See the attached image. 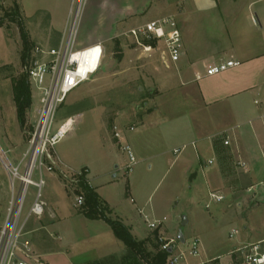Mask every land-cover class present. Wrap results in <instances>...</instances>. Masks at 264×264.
Masks as SVG:
<instances>
[{
    "label": "rangeland",
    "instance_id": "374dc122",
    "mask_svg": "<svg viewBox=\"0 0 264 264\" xmlns=\"http://www.w3.org/2000/svg\"><path fill=\"white\" fill-rule=\"evenodd\" d=\"M113 1L120 4L122 8L128 5L132 9L139 8L138 12H142L137 16L141 23L139 25H144L152 18H156V15H152L154 8L157 9L163 2H166V0H105V2ZM14 2L15 0H0V20L4 22L0 26V145L8 152V157L14 164L21 165V172H24L30 161L31 141L40 120L44 97V91L38 89L27 76L26 68L30 66L28 63L35 59H44V61L52 59L46 58L47 56L42 53L37 54L36 48L44 51L52 48L44 44H35L29 52V57L27 56L25 60L21 59L23 46L17 21L22 18L26 29L28 25L31 29H35L38 35L43 32L40 27L41 23L38 22L39 17L25 20L21 9L15 6ZM30 2L35 3V0ZM86 3L87 0H71L70 20L77 23L81 17L83 18L81 12L85 11ZM140 4H151V6L140 7ZM77 12H80L79 16ZM157 15L158 18L166 17L161 12ZM40 19L46 18L41 17ZM80 28L79 23L77 41L88 34V31ZM69 34V32L66 33L64 43L56 49L65 50ZM131 35L132 33L128 32L125 36L129 38ZM54 37L55 35L50 36L48 43L45 44L50 46L55 44ZM139 41L141 43L155 42L156 39L139 34ZM141 43L135 42L134 45L141 46ZM127 44L134 46L130 42ZM75 49L79 48L76 46ZM122 51L115 39L111 38L108 46L104 47V57L95 73L107 72V74L100 80H92L94 78L92 76H96L92 75L91 80L81 83L69 92L53 111L50 140L62 124L70 118L73 119L71 130L59 138L57 143L47 142V149L52 157L57 160L58 153L67 165L66 167H70L68 171L62 167L63 173H59L67 190L64 186L48 182L49 173L44 172L46 184L42 192L43 199L47 202L45 211L41 217L34 215L28 219L21 240H26L31 244L32 236H34L31 230L36 228L37 238L48 239L47 245L50 243V245L57 246V244L69 243L70 254H74V257L79 255L89 257L96 253V264L126 263V260L119 258L121 254L115 248L119 239L111 226L104 219L88 218L82 212L81 206L74 205L76 196L82 195L77 189H80V173L84 169H79L90 165L92 170L105 175L101 194L107 198L111 207V211L107 213L109 217L118 219L127 226H133L138 238L150 230L141 217L138 207H142L152 221L164 222L163 226L151 230L148 236L150 250L156 251L155 244L161 245L172 239L175 242L172 244L173 247L178 251L187 252L193 238L205 236L209 245L216 243L214 251L219 256H204L202 248L199 257L188 255L184 264H244L243 254L247 253L249 248L241 251V247L264 237V191L254 193L238 188L234 192H223L225 199L222 202H213L209 197L202 175L199 173L194 179L184 167L190 162L188 161L189 156L194 153L192 147L186 145L178 155L173 151L165 152L171 144H176V141L167 135L166 121L161 113L155 112L141 121L140 116L147 112L145 101L152 95L143 79L145 65L121 66L119 60ZM91 53H85L84 60L79 67V73L82 75H85L87 69H93L95 66ZM107 61L109 65L104 66ZM60 66L61 60L59 61ZM59 67L53 81L50 78L51 75L48 77L45 87L53 89L58 75L62 78ZM130 72H133L134 79H130L128 75ZM119 73L126 75L125 80L119 79L122 77ZM22 79H25L30 87L32 101L26 109L24 125H21L18 119L14 99V84ZM117 124L122 134L121 145L119 143L116 145L112 139L113 132L116 133L114 128ZM186 133L187 135L181 139H190L189 136H192V133L188 130ZM124 144L131 146L137 160L131 174H127L126 167L125 169L115 167L119 155L122 158L128 157L122 147ZM181 148L182 146L179 147ZM44 162L50 165L47 156H44ZM55 171L58 172L56 168ZM114 172L118 173L116 177L112 176ZM32 178L40 179V171L37 168ZM127 185L131 187L137 205L133 204L130 196L126 194ZM20 187V181L16 180L15 195L17 196H20ZM12 189L9 174L0 161V234L11 209L14 196ZM36 192L37 188L30 185L22 208V221L29 213ZM19 203L20 200L13 210L18 209ZM208 203L210 205L207 207ZM49 208L55 210L57 214V218L52 221L48 219ZM184 220H187L186 224ZM244 225L248 229L246 243L240 244L241 236L245 231ZM232 228H238L239 234L230 236ZM180 232L184 235V242L179 239ZM59 237L63 241L59 240ZM160 237L163 238V242L159 240ZM122 245L126 247L123 242ZM262 248H264V243ZM62 257L59 255L52 257L50 264H64ZM212 257L214 259L206 261ZM130 260L127 259V264Z\"/></svg>",
    "mask_w": 264,
    "mask_h": 264
},
{
    "label": "crops",
    "instance_id": "0c3cea01",
    "mask_svg": "<svg viewBox=\"0 0 264 264\" xmlns=\"http://www.w3.org/2000/svg\"><path fill=\"white\" fill-rule=\"evenodd\" d=\"M30 1L15 0L14 5L21 9L25 20L39 17L43 34L38 35L35 29L27 25L30 39L35 44L60 47L66 33L74 25L77 28L80 23V29L88 31V34L76 41L79 49L97 43L107 47L111 38H114L123 50L119 60L121 66L145 65L143 79L152 95L145 101L147 112L140 119L142 121L155 112L161 113L166 121L167 135L176 141L165 152L173 151L178 155L186 145L192 147L194 153L189 156L190 162L184 167L194 179L199 173L202 175L209 197L211 193H217L224 200L223 192H234L238 188L254 193L264 191V0H166L160 7L154 8L152 15H156V18L150 21L159 19L157 14L161 12L163 16L173 17L177 22L182 39V54L177 62L170 61L164 53V41L144 42L136 46L137 39L133 34L129 38L125 36L143 26L139 25L141 23L137 17L142 13L138 12L139 8L132 9L129 5L122 8L114 1L87 0L85 11L81 12L83 18L76 23L70 20L71 0H35L34 4ZM146 5L151 6L140 4V7ZM52 35H55V44H45ZM128 42L134 46H129ZM143 45H151L152 50L145 51ZM228 60L238 64L221 73L207 75L210 66ZM108 61L104 66L109 65ZM106 74L97 73L91 79L100 80ZM128 75L134 79L133 72ZM121 76L119 79L125 80L126 75ZM70 119L72 125L73 119ZM114 130L119 132L120 138L113 132L112 139L116 145H121L122 134L118 124ZM186 130L192 136H189L190 139H181L187 135ZM57 155L64 170H70L62 157ZM116 160L115 167L125 169L128 157L119 155ZM83 169L85 179L109 205L107 198L101 194L105 175L92 170L90 165L79 170ZM132 170L127 174H131ZM60 172H48V182L64 186L67 190L60 179ZM117 175V172L112 174L113 177ZM127 195L137 205L130 186ZM137 209L146 223V220L152 221L142 207ZM48 216L50 221L56 219V211L49 208ZM128 226L137 239L148 240L151 229L138 238L133 226ZM246 228L244 225L240 244L246 243ZM234 230L238 232L233 236L239 234L238 228H232L231 233ZM36 231V228L31 230L34 236L30 246L34 257L41 261L37 264H50L52 257L58 255L63 256L64 264H96V253L89 257H74V254H70L69 243L47 245L48 239H38ZM196 237L201 240L200 251L203 248L204 256H219L214 251L216 243L211 246L205 236ZM59 240L62 238L59 237ZM256 243L262 248L264 237L245 245ZM115 248L121 254L120 259L128 254L121 240Z\"/></svg>",
    "mask_w": 264,
    "mask_h": 264
},
{
    "label": "built area",
    "instance_id": "2783aa9c",
    "mask_svg": "<svg viewBox=\"0 0 264 264\" xmlns=\"http://www.w3.org/2000/svg\"><path fill=\"white\" fill-rule=\"evenodd\" d=\"M69 33L70 37L64 51L61 48H52L47 51L36 48L37 54L42 53L47 56L46 58L52 59L48 61H44V59H35L31 63H28L30 66H26V72L29 79L38 87V89L44 91V97L42 98L43 107L41 110L40 120L31 141L30 161L24 172H21V165L14 164L8 157V152L0 145V161L9 174L14 194L6 224L0 234V264H37L41 262L38 258L34 257L30 242L26 240L22 241L21 238L24 235V229L28 219L34 215L41 217L45 211L46 202L43 199L42 192L43 186L45 185L44 172H52L55 171L56 168L63 173L61 160L59 158L57 160L53 158L47 149L48 141L55 144L58 139L61 138L59 131H57L52 140H50L49 137L53 111H55L58 104L66 98L69 92L81 83L89 80L90 77L98 71L104 57V46L101 43L93 44L82 49H75L77 46L76 41L78 34L75 25ZM131 33L136 37L138 43H141L139 41V34L145 35L150 39H156V41L163 40L165 43L164 53L168 55L170 61L172 62H177L182 54L181 33L177 22L173 17L167 16L150 21L138 29H133ZM143 48L147 52L152 50L151 45H143ZM88 52H92V61H95V66L93 69H87L85 75H82L78 73L81 63L79 60H74V56L78 53L85 54ZM60 60L61 66L59 67ZM237 64L238 62L232 60L222 61L219 64L210 66L207 69V75L221 73ZM58 67L60 72H62V78L58 75L53 89L51 87L50 89L45 87L47 79L50 75V78L53 81ZM65 87L68 88L66 91ZM45 111H47V114L44 117ZM115 136L120 138L119 132H116ZM226 143H228V141H226ZM122 147L128 155L126 170L129 172L136 164V158L130 145L124 144ZM44 156L48 157L50 165H47L44 162ZM36 168L40 171L39 180H34L32 178L33 172ZM16 180L20 181L21 186L20 196L18 195L19 198L15 195ZM30 185L36 187L37 192L27 217L22 221V208L25 204V199ZM210 197L216 202H219L224 198L222 195L217 193H211ZM19 200L20 203L18 209L13 210L14 207L17 206ZM83 203L84 197L82 195L76 196V205L81 206ZM146 221L151 230H155L163 225V222L160 220ZM237 232V230H234L230 236H233ZM159 240L161 242L164 241L161 237ZM174 243V240L171 239L170 241H165L160 245L161 250L168 251L170 253L168 259L169 264H184L188 255L192 257L200 256V238L195 237L191 240L187 252L182 250L178 251L175 247H173L172 244ZM247 248H249V251L243 254L244 264H264V249L261 248L259 243L244 245L241 247V251H245Z\"/></svg>",
    "mask_w": 264,
    "mask_h": 264
},
{
    "label": "trees",
    "instance_id": "16d2710c",
    "mask_svg": "<svg viewBox=\"0 0 264 264\" xmlns=\"http://www.w3.org/2000/svg\"><path fill=\"white\" fill-rule=\"evenodd\" d=\"M11 20L15 21V19ZM17 22L23 46L21 59L25 60L27 56L29 57V52L32 48H34L35 43L30 39L22 18H20ZM3 23V20H0V26ZM27 84L28 83H26L25 79L19 80V82L14 84V99L17 107V116L21 125H24L26 109L32 103L31 90ZM128 187L129 186L127 185V194ZM79 188L80 189H77V191L85 198L84 203L81 205L82 212L85 216L90 219H104L111 226L116 237L127 247L128 254L123 257V260H126L125 264H127V259L132 260H130L128 264H169L168 259L170 253L168 251L161 250V248H159V243L155 244L157 248L156 251L150 250L148 248V244L150 243L149 240L137 239L127 225H125L122 221L112 219L107 215V213L111 211V208L85 179V169L80 176Z\"/></svg>",
    "mask_w": 264,
    "mask_h": 264
},
{
    "label": "bare ground",
    "instance_id": "6f19581e",
    "mask_svg": "<svg viewBox=\"0 0 264 264\" xmlns=\"http://www.w3.org/2000/svg\"><path fill=\"white\" fill-rule=\"evenodd\" d=\"M78 13V12H77ZM80 13V12H79ZM84 57H85V54H82V53H78V54H75V56H74V60H79L80 61V63L82 64V62H83V60H84ZM80 64V65H81ZM78 73H79V71H78ZM73 78V77H72ZM68 81H69V79H68ZM68 88L67 87H65V91L67 90ZM68 95V94H67ZM47 111H45V114H44V117H45V115L47 114L46 113ZM71 123H72V120L70 119V120H67L64 124H62L60 127H59V135L62 137V136H64V134L65 133H67L68 131H69V128H70V125H71Z\"/></svg>",
    "mask_w": 264,
    "mask_h": 264
},
{
    "label": "water",
    "instance_id": "95a60500",
    "mask_svg": "<svg viewBox=\"0 0 264 264\" xmlns=\"http://www.w3.org/2000/svg\"><path fill=\"white\" fill-rule=\"evenodd\" d=\"M81 1H82V0H81ZM186 223H187V220H184V224H186ZM179 239H180L182 242L185 241V238H184V235H183L182 232H180V234H179Z\"/></svg>",
    "mask_w": 264,
    "mask_h": 264
}]
</instances>
